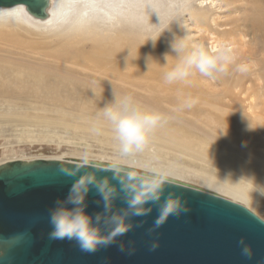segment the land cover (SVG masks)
Segmentation results:
<instances>
[{"label": "bare ground", "instance_id": "6f19581e", "mask_svg": "<svg viewBox=\"0 0 264 264\" xmlns=\"http://www.w3.org/2000/svg\"><path fill=\"white\" fill-rule=\"evenodd\" d=\"M234 4L237 3L232 0H48L46 18L30 13L22 4L0 6V121L24 122L26 117L17 111L56 105L60 99L57 96L63 93L69 98L84 93L87 97L78 98L77 105L103 107L112 101L113 93L129 95L127 85L144 91H150L153 85V105L146 101L143 110H154L163 119L150 134L147 146L185 154L219 171L218 178L209 175L207 169L198 172L197 177L206 187L223 192L232 201L243 205L255 200L257 193L244 180L253 189L264 191V138L254 141L248 136H253V132L255 137L257 134L264 137V70L258 69H264L259 62L263 50L245 48L246 33L239 24L236 26L232 13L238 7ZM180 13L184 16L178 22L176 38L184 40L189 50L194 45H204L206 49L221 44L231 46L234 60L216 81L196 74L189 83L168 84L164 74L178 61L168 54L161 56L162 49L158 50L159 57H150L151 46L147 45L157 38L158 22L174 20ZM132 22L139 29L127 25ZM249 25L264 30V13L250 18ZM143 29L150 33L143 34ZM133 34L137 41L151 39L145 49L137 48L142 57L132 58L127 47L126 40ZM248 60V71L233 76L235 68ZM138 64L146 69L132 68ZM97 75L103 76L102 81ZM128 75L133 79L127 81ZM137 92L141 94L140 90ZM176 92L196 100L206 97L207 102H201L206 112L199 115L198 123L164 109L163 103ZM234 119L241 125L237 128L238 138H231L233 135L226 127L216 124L219 121L231 124ZM168 121L186 125L216 144L189 140L184 133L168 128L165 124ZM259 146L263 150L257 149ZM216 179L221 182H215Z\"/></svg>", "mask_w": 264, "mask_h": 264}, {"label": "water", "instance_id": "95a60500", "mask_svg": "<svg viewBox=\"0 0 264 264\" xmlns=\"http://www.w3.org/2000/svg\"><path fill=\"white\" fill-rule=\"evenodd\" d=\"M47 2L0 0V6L22 4L43 17ZM81 179L107 182L112 190L104 200L93 187L85 198V213L100 214L101 234L106 236L116 220L130 228L93 253L82 251L74 240L49 237L50 210ZM157 187L162 189L160 203L171 195L188 208L160 227H154L158 203H144V210L151 208L145 215H130L128 207L133 197L143 199V193ZM245 246L251 257L243 253ZM0 264H264V220L236 202L159 175L102 162L12 160L0 165Z\"/></svg>", "mask_w": 264, "mask_h": 264}, {"label": "rangeland", "instance_id": "374dc122", "mask_svg": "<svg viewBox=\"0 0 264 264\" xmlns=\"http://www.w3.org/2000/svg\"><path fill=\"white\" fill-rule=\"evenodd\" d=\"M232 1L237 3L234 4V6L238 7V9H235V11H237L235 13H232L236 16V26H238L239 24L240 28H243L246 33L245 37L247 44L245 48H250L255 52L263 50L261 53L262 55L259 57V62H262L260 66L264 67V30L262 27L255 30L252 25H249L250 18H252L255 14L261 15L262 13H264V0H245L246 5L243 4V2L241 3L242 0ZM179 15L174 20L168 19L158 22V25L160 26L155 33L157 36L154 35L157 38H152L156 39L154 41L155 43L153 42L147 45L148 41L150 43L151 40L149 37H147V39L142 42L139 40H134L133 36L136 37V35H130V38H127L126 40V43L129 51L132 53L131 57H142L141 52H138L137 48L139 51H141L147 46H151V48L148 49L150 51V57H159V55L157 54L158 50L162 49V53H160L161 56H163L164 54H168L170 57H173L178 61L179 57H177L172 51L169 41L178 40L176 38L177 33L175 32H177L176 28L179 25L178 22L182 18V16H184V13H180ZM44 18H46V15H44ZM243 21H246V25L244 23V26L242 25ZM127 25L134 30L139 29V27L136 26L137 23L135 22ZM142 31H144L143 34L150 33V31L147 29H143ZM167 43L168 45H166ZM153 44L155 45L152 46ZM207 49L212 50L209 48V46H207ZM140 63L143 64L142 62ZM248 63H250L249 60L247 61V64L245 63L243 65H248ZM139 65L140 64H138L137 66H132V68L135 67L139 71L146 69V67H144L143 65ZM236 68L235 74L233 75L235 77L237 73H240L236 70ZM253 68L257 69V66H254ZM258 69L260 72L264 70L263 68L260 69L259 67ZM97 77L99 81H102L103 76L97 75ZM134 78L140 79L139 77ZM129 79H133L132 76H126V80L128 81ZM233 80L234 78H232L231 83ZM148 84L150 83H147V85ZM152 87L155 86L152 85ZM152 87L150 91H144L138 89L133 85H127L129 95H131L135 99L141 109H144L146 107V101H150V103H152L153 105V102H151L153 101V98L151 97V93L153 91ZM139 90L141 91L139 92L141 94H138L137 91ZM154 90H156V88ZM60 93L62 94V92ZM62 95L64 96L65 93H63ZM62 95L57 96L60 99L57 100L56 105L54 104L40 107H29L24 108L22 111H17L16 113L18 115H23L26 117V120L24 122L0 121V165H3L12 160L31 161L34 159H60L65 161L79 160L86 162H102L110 165L132 169L138 173H149L152 175H159L162 177L173 179L174 181H180L232 201V199L225 195L223 192L219 190H212L206 187L204 184H202L203 182H201V180L197 177L198 172L207 169L209 175L218 178L221 177L219 171L216 172L215 169H209L206 164L198 160L189 158L185 154L168 150L162 151L153 146H146L142 151L132 154H123L120 151L117 140L114 138L110 125L102 118V106H98L95 104L85 106L83 104L77 105V103H80V101L77 100L78 98L81 99L82 97V99H84L87 97V95L84 93H77L74 96H70L71 98H69V95H65L64 97ZM205 98L206 97L197 99V102L199 100V103L197 104L198 108L195 104L196 107L193 106L191 108L180 109L179 106L182 103L181 100L185 99V97L183 96V94L176 92V94H174L169 99V101L163 103V107L173 115L188 118L190 121H195L196 123H198L199 121L197 120H199V115H203L205 114L204 112H206L202 110L203 105L201 104L202 101L207 102ZM72 100L74 101L72 102ZM59 101H62V104H60ZM69 101H71L73 104H68ZM192 111L195 112L193 114H190V112ZM200 123L202 127H207L206 125H203L202 122ZM165 124L168 128L174 129L175 132L184 133V136H187L186 138H188L189 140H193L194 142L204 141L205 143L209 140L208 137L200 134L198 131L196 132L195 130L188 128L186 125L178 124L174 121H168V123ZM216 124H220V128H227L226 130L229 131L231 136L233 135L231 138L239 137V130L237 128L240 124L235 119L231 124L224 121H219V123ZM94 127L99 128L100 131H93ZM252 134L253 136L256 135L253 132ZM257 135L258 136H254V138L252 135L248 136L251 140L256 139L254 141L260 139L263 140L264 137L259 134ZM209 141L210 143H215L212 142L213 140L211 139ZM257 149L263 150V147L259 146ZM215 182H221V180L216 179ZM244 182L247 184L249 189L257 193V198L255 200H249V202L244 203L243 206L250 209L262 220H264V191L261 188H257L255 190L245 180Z\"/></svg>", "mask_w": 264, "mask_h": 264}, {"label": "clouds", "instance_id": "9594fccd", "mask_svg": "<svg viewBox=\"0 0 264 264\" xmlns=\"http://www.w3.org/2000/svg\"><path fill=\"white\" fill-rule=\"evenodd\" d=\"M171 49L177 57L178 62L164 74V81L168 84L189 83L193 75L216 81L222 74L228 71L229 65L234 60L233 50L230 45L221 44L212 50L204 45H194L189 50L184 40L172 41ZM237 71L245 73L247 65H238ZM197 103L192 97L182 100L181 108H191ZM102 118L112 130L117 140L120 151L123 154H132L142 151L149 143L150 134L156 129L163 117L154 110L141 109L131 95L116 96L113 93L112 101L102 107ZM99 132V128H93ZM95 187L101 198L107 200L112 196V190L107 188V182L97 183L93 179L87 181L81 179L71 184L68 195L64 201H57L55 208L50 210V224L52 230L49 237L53 240L76 241L82 251L93 253L100 246H109L114 243L115 237L125 234L129 227L120 226V221H113V227L104 236L98 227L100 214L95 217L85 213V198L90 188ZM141 196H135L128 202L131 210L130 215H145L151 208L144 210L142 205L149 201L159 204V214L155 219L154 227L163 225L169 216H178L181 212H187L188 208L182 204L179 198L171 195L166 197L162 203V189L159 187L150 190ZM71 204L72 208L65 205ZM128 214L126 213L125 216ZM243 244V241H240ZM155 249L156 245L153 244ZM123 248L121 247V250ZM243 253L251 257V250L247 246L242 249Z\"/></svg>", "mask_w": 264, "mask_h": 264}, {"label": "snow or ice", "instance_id": "6c2138e0", "mask_svg": "<svg viewBox=\"0 0 264 264\" xmlns=\"http://www.w3.org/2000/svg\"><path fill=\"white\" fill-rule=\"evenodd\" d=\"M38 2H39V0H38Z\"/></svg>", "mask_w": 264, "mask_h": 264}]
</instances>
